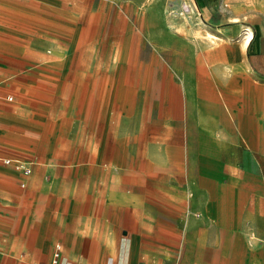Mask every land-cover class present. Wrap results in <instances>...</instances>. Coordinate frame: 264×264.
<instances>
[{"label": "crops", "instance_id": "obj_1", "mask_svg": "<svg viewBox=\"0 0 264 264\" xmlns=\"http://www.w3.org/2000/svg\"><path fill=\"white\" fill-rule=\"evenodd\" d=\"M179 1L0 0V264H264V0Z\"/></svg>", "mask_w": 264, "mask_h": 264}, {"label": "rangeland", "instance_id": "obj_2", "mask_svg": "<svg viewBox=\"0 0 264 264\" xmlns=\"http://www.w3.org/2000/svg\"><path fill=\"white\" fill-rule=\"evenodd\" d=\"M71 3L77 19L72 23L71 29L75 32H72L70 46L64 51L63 57L67 61H79L83 57L98 61V0H71ZM183 23L179 24L181 29L189 28L186 22Z\"/></svg>", "mask_w": 264, "mask_h": 264}, {"label": "built area", "instance_id": "obj_3", "mask_svg": "<svg viewBox=\"0 0 264 264\" xmlns=\"http://www.w3.org/2000/svg\"><path fill=\"white\" fill-rule=\"evenodd\" d=\"M166 13L173 19L181 20L186 23H192L201 17L198 7L190 0H180L179 2L170 3L167 7ZM248 30H244V35H248ZM5 164H14L17 169L24 170L30 173L31 169L24 166L19 161L11 159H1ZM61 259V245H56L51 264H60Z\"/></svg>", "mask_w": 264, "mask_h": 264}]
</instances>
